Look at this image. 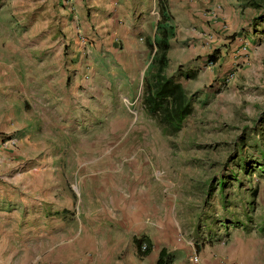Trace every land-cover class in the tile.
I'll list each match as a JSON object with an SVG mask.
<instances>
[{"label":"rangeland","instance_id":"374dc122","mask_svg":"<svg viewBox=\"0 0 264 264\" xmlns=\"http://www.w3.org/2000/svg\"><path fill=\"white\" fill-rule=\"evenodd\" d=\"M235 2L240 12L222 23L214 49L165 70L192 98L191 114L169 136L140 105L145 69L125 70L121 58L107 57L103 30L78 28L75 57L63 47L57 62L54 49L29 47L37 41L28 29L45 21L40 4L0 0V199H31L36 230H0V264L42 263L45 244L57 241L39 230L36 202L63 196L81 202L82 228L97 226L105 211L110 237L126 235L132 244L143 228L178 264H191L194 252L264 264V0ZM112 47L121 50L119 41ZM148 61L149 54L144 68ZM62 69L78 94H70L71 83L62 89ZM243 163L247 174L238 170ZM12 206L1 207L0 222Z\"/></svg>","mask_w":264,"mask_h":264},{"label":"crops","instance_id":"0c3cea01","mask_svg":"<svg viewBox=\"0 0 264 264\" xmlns=\"http://www.w3.org/2000/svg\"><path fill=\"white\" fill-rule=\"evenodd\" d=\"M27 1L31 2V8H35L39 3V6L42 7L39 14L45 17L44 23L40 25H35V23L28 29L29 37L37 41V43H30L29 47L46 48L49 49L48 51L54 49L53 52L56 54L53 59L57 62L60 49L64 47L67 48L68 54H71V56L67 55V58L73 59L74 51H78L80 47L75 35L76 30L79 28L87 35H94L96 30L101 29L106 42L109 40L107 44L110 50L107 57H110L113 62L117 58H121L119 63L124 65L125 70L127 68L130 71L132 66L136 68L139 65L137 68L142 72L145 69L143 66L145 57L148 54V51L145 50L144 40L153 36L156 22L159 19V6H162L165 14L169 16V23L174 29V36L169 41L167 51V67H170L172 63L176 66L188 63L197 56L202 59L211 48L214 49V46L224 36L225 28L222 23L228 21L230 17L234 21V13L240 12L235 0ZM94 16H100L96 25L93 21ZM226 24L228 23L226 22ZM228 25H230L229 30L231 24ZM38 31L44 34L37 35ZM88 39L90 44L93 39L89 36ZM115 41H119L121 44L119 52L112 47ZM47 57L52 59V56ZM77 58L78 60H76L79 62L80 53ZM72 65L70 64L66 69L71 70ZM57 66L59 65L57 64ZM52 67L51 65L47 68V79L54 77L55 71L49 70ZM68 74L63 69L59 73L61 87L64 89L66 84L71 83L72 87L67 89H72L70 94L76 95L78 94L77 87H75L77 84L71 82ZM33 94L35 92H29V95ZM70 191L72 192L71 189ZM63 197V199L56 198L55 200L40 199L36 202L41 214L40 219L36 221L39 223V230L45 232L44 235L42 234L45 239H47L46 232L53 233V237L49 239L57 241L51 247H46L45 244L43 249L45 258L41 261L43 264H155L160 249L155 248L153 242L150 243V252L144 257H139L141 259L138 261L134 244L128 241L126 235L117 238L110 237L111 225L105 223V221H109L110 217H106L105 211L100 210L96 214L97 210H95L92 213L93 216L96 214L97 219H100L97 220V226L90 228V225H86L82 228V223L79 221L81 202L66 196ZM88 203L92 204L91 201ZM32 204L31 199L25 202L6 199L2 201L0 199V209L13 205L12 214H6L12 219L7 220L8 216H4L7 219L0 222V230L2 232H10L9 230L15 233L23 232L22 234L34 233L36 230L33 228L34 225L30 218ZM16 212L22 214V218H18ZM49 212L52 213V216H49ZM1 214L5 215L0 212ZM87 214L84 215V219L88 220L91 216L89 212ZM99 215L101 216L99 217ZM49 219L55 221L54 226L49 225ZM21 223H25L27 226L23 228ZM83 225L85 224L83 223ZM140 235L150 238L143 228L140 230ZM197 257L201 264H227L214 253L210 255L209 253L207 255L197 254ZM176 263L179 262L173 257L171 264Z\"/></svg>","mask_w":264,"mask_h":264},{"label":"trees","instance_id":"16d2710c","mask_svg":"<svg viewBox=\"0 0 264 264\" xmlns=\"http://www.w3.org/2000/svg\"><path fill=\"white\" fill-rule=\"evenodd\" d=\"M158 16L153 36L144 40L149 61L143 72L139 99L143 112L157 123L161 133L172 136L180 130L184 120L191 114L192 98L177 82L176 75L167 76L165 74L168 66L167 51L169 41L174 36V29L162 6L158 8ZM207 59L210 63L216 61L211 56ZM181 76L188 78L185 74ZM240 168L244 174H247L245 163L238 165V170ZM218 184L221 188L223 187L222 182ZM133 244L138 257L146 256L151 250L150 242L143 236L134 238ZM142 245H145L144 251H141ZM172 260L170 255H166L165 249L161 248L155 264H171Z\"/></svg>","mask_w":264,"mask_h":264},{"label":"built area","instance_id":"2783aa9c","mask_svg":"<svg viewBox=\"0 0 264 264\" xmlns=\"http://www.w3.org/2000/svg\"><path fill=\"white\" fill-rule=\"evenodd\" d=\"M144 250H145V245H142L141 246V251H144ZM189 261H190L191 264H201L199 262V259H198L197 255L194 254V253L191 255Z\"/></svg>","mask_w":264,"mask_h":264}]
</instances>
